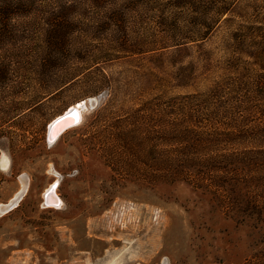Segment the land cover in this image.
Wrapping results in <instances>:
<instances>
[{
	"label": "rangeland",
	"instance_id": "obj_1",
	"mask_svg": "<svg viewBox=\"0 0 264 264\" xmlns=\"http://www.w3.org/2000/svg\"><path fill=\"white\" fill-rule=\"evenodd\" d=\"M261 6L0 0V264H250L262 244L208 197L141 180L126 121L175 112L177 97L234 74L235 33ZM81 105L79 124L48 145L49 124ZM50 189L60 206L44 205Z\"/></svg>",
	"mask_w": 264,
	"mask_h": 264
},
{
	"label": "trees",
	"instance_id": "obj_2",
	"mask_svg": "<svg viewBox=\"0 0 264 264\" xmlns=\"http://www.w3.org/2000/svg\"><path fill=\"white\" fill-rule=\"evenodd\" d=\"M261 2L258 23L241 26L235 33L236 51L228 60L235 67L234 74L209 90L177 97L175 112L160 114V118L136 114L126 121V158L133 166L141 162L146 167L141 180L185 184L208 197L213 210L239 229H247L262 244L261 250L249 253L250 264H264V0ZM218 13L230 20L234 6Z\"/></svg>",
	"mask_w": 264,
	"mask_h": 264
},
{
	"label": "water",
	"instance_id": "obj_3",
	"mask_svg": "<svg viewBox=\"0 0 264 264\" xmlns=\"http://www.w3.org/2000/svg\"><path fill=\"white\" fill-rule=\"evenodd\" d=\"M82 107V105L80 106ZM79 113L76 109L69 108L66 112L62 115L55 118L48 126L47 135H46V142L48 145L54 143L63 133H65L68 129L75 127L79 124L80 118ZM53 194V191L50 189L44 195V204H46L45 197L46 195ZM57 199V198H56ZM58 201V199H57ZM53 206H57V202H53L51 204ZM13 205H9L7 208H11Z\"/></svg>",
	"mask_w": 264,
	"mask_h": 264
},
{
	"label": "bare ground",
	"instance_id": "obj_4",
	"mask_svg": "<svg viewBox=\"0 0 264 264\" xmlns=\"http://www.w3.org/2000/svg\"><path fill=\"white\" fill-rule=\"evenodd\" d=\"M80 106H76V107H73L74 109H76L77 110V112L79 113V118H81V111H80V108H79ZM82 109V108H81ZM8 164H9V162H8V159L7 158H3L2 159V166H3V168L4 169H7V167H8ZM25 182V187H26V182L27 181H24ZM25 189V188H24ZM27 191V190H26ZM23 192H21V194H22ZM21 194L20 195H18L17 196V198H15L10 204H8V206L9 205H13V203H14V205L18 202V200L20 199V197H21ZM53 197V198H52ZM59 199V198H58ZM45 200H46V206H50L51 204H53V202H57V205H61V203H59V201H57V199H56V197H55V194L53 193V194H50V195H46V197H45ZM59 203V204H58ZM45 205V204H44ZM8 206H6L5 207V209H7V207ZM60 208V207H59Z\"/></svg>",
	"mask_w": 264,
	"mask_h": 264
},
{
	"label": "crops",
	"instance_id": "obj_5",
	"mask_svg": "<svg viewBox=\"0 0 264 264\" xmlns=\"http://www.w3.org/2000/svg\"><path fill=\"white\" fill-rule=\"evenodd\" d=\"M53 198V197H52Z\"/></svg>",
	"mask_w": 264,
	"mask_h": 264
}]
</instances>
